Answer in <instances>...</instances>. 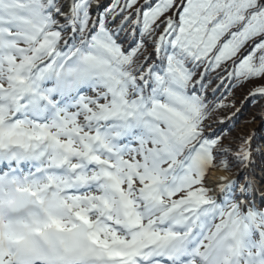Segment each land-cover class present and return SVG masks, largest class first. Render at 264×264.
Wrapping results in <instances>:
<instances>
[{"label": "snow or ice", "instance_id": "6c2138e0", "mask_svg": "<svg viewBox=\"0 0 264 264\" xmlns=\"http://www.w3.org/2000/svg\"><path fill=\"white\" fill-rule=\"evenodd\" d=\"M237 87L264 0H0V264H264Z\"/></svg>", "mask_w": 264, "mask_h": 264}, {"label": "trees", "instance_id": "16d2710c", "mask_svg": "<svg viewBox=\"0 0 264 264\" xmlns=\"http://www.w3.org/2000/svg\"><path fill=\"white\" fill-rule=\"evenodd\" d=\"M219 95V94H218ZM245 100L244 104V113L238 114L232 118L235 123V127L233 128L234 133H248L250 125L253 124L256 118L262 114L264 109V100H250L248 98V90L247 88L237 87L232 90V95L229 96V101L235 103V108L231 110H223L220 115L227 118L233 115L236 111L237 106ZM255 113V115L253 114ZM231 126V125H230Z\"/></svg>", "mask_w": 264, "mask_h": 264}, {"label": "rangeland", "instance_id": "374dc122", "mask_svg": "<svg viewBox=\"0 0 264 264\" xmlns=\"http://www.w3.org/2000/svg\"><path fill=\"white\" fill-rule=\"evenodd\" d=\"M255 115V113H253ZM259 124V122H254V127H257Z\"/></svg>", "mask_w": 264, "mask_h": 264}, {"label": "bare ground", "instance_id": "6f19581e", "mask_svg": "<svg viewBox=\"0 0 264 264\" xmlns=\"http://www.w3.org/2000/svg\"><path fill=\"white\" fill-rule=\"evenodd\" d=\"M263 122H264V120L261 121V123H263Z\"/></svg>", "mask_w": 264, "mask_h": 264}]
</instances>
